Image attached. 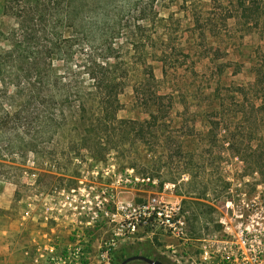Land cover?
<instances>
[{
  "label": "rangeland",
  "instance_id": "obj_1",
  "mask_svg": "<svg viewBox=\"0 0 264 264\" xmlns=\"http://www.w3.org/2000/svg\"><path fill=\"white\" fill-rule=\"evenodd\" d=\"M180 5L179 0H173L169 8L159 2L156 7L161 17L172 14L178 20L174 30L178 41L155 46L156 53L165 49L169 54L165 74L163 62L150 56L148 59L156 79V88L152 89L164 97L166 107L156 142L153 140L150 147L126 144L119 149L102 144L91 150L71 142L68 134L59 135L50 144L39 146L44 153H18L20 156L14 160L1 156L0 185L12 183L17 194L32 196L40 190L48 192L51 186L60 189L104 183L102 170L112 166L122 172L133 169L136 175L156 181L153 191L160 198L181 202L192 239H202L209 233L222 234L223 217L233 228L247 226L263 235L264 86L255 84L254 67L262 66L264 71V4L245 16L233 7L235 0H196V10L207 18L202 29L212 33L205 41L198 29L193 33L192 17ZM89 9L93 13L87 14L99 21L103 19V10L92 4ZM12 25L0 0V31L6 33ZM166 37L162 34L161 39ZM119 40L124 59L136 61L125 38ZM0 43L8 47L1 38ZM141 69L136 63L132 65L127 86L120 95L122 109L118 118L144 121L149 118L148 113L155 112V107L146 106V98L137 97L133 90L134 85L144 82ZM146 86L149 97L152 89ZM209 121L220 125L211 128ZM13 144L0 134V153L9 154ZM247 155H252L253 160L262 156L260 169L242 160L248 159ZM168 183L175 184L173 191L164 188ZM121 191L118 199L122 202L145 197L126 187ZM147 235L143 232L140 239L122 242L111 264L122 262L117 259L120 254L128 258L133 253L176 264L163 255L165 242ZM91 262H97L94 255ZM126 264L145 263L136 260Z\"/></svg>",
  "mask_w": 264,
  "mask_h": 264
},
{
  "label": "trees",
  "instance_id": "obj_2",
  "mask_svg": "<svg viewBox=\"0 0 264 264\" xmlns=\"http://www.w3.org/2000/svg\"><path fill=\"white\" fill-rule=\"evenodd\" d=\"M93 1L3 0L4 13L13 25L6 33L0 31V38L8 42L7 48L0 43V134L14 144L10 145L9 154L0 153V157L14 160L21 153H44L39 146L67 134L71 142L91 150L102 144L110 149L126 144L153 145L166 107L164 97L152 89L156 88V79L148 59L150 56L163 62L165 74L169 54L165 49L156 53L155 46L178 41L174 33L178 20L172 14L161 17L156 7L159 2L169 8L173 0ZM179 1V8L192 17L193 33L198 29L205 41L212 33L202 29L207 18L196 10V0ZM263 1L235 0L233 7L246 16L259 10ZM91 4L103 10L100 21L90 14ZM162 34L167 37L161 39ZM122 37L136 61L122 56L118 43ZM134 63L142 68L145 82L134 85V93L146 98V106L155 107V112L148 113L149 118L144 121L118 118L122 109L120 95ZM254 74L255 84L264 86L262 66H255ZM147 84L152 89L149 97ZM209 123L211 128L220 125L215 121ZM247 156L242 160L260 169L262 156L256 160ZM117 259L123 261L126 256L120 254Z\"/></svg>",
  "mask_w": 264,
  "mask_h": 264
},
{
  "label": "built area",
  "instance_id": "obj_3",
  "mask_svg": "<svg viewBox=\"0 0 264 264\" xmlns=\"http://www.w3.org/2000/svg\"><path fill=\"white\" fill-rule=\"evenodd\" d=\"M101 177L108 182L59 191V210L68 208L80 223H73L68 243L62 245L57 238L40 253L45 264H90L93 249L99 264H111L121 243L140 239L143 232L148 238L164 241L163 255L176 264H264V234L260 231L255 233L247 226L233 228L223 217L222 234L209 233L194 240L183 205L160 198L153 191L155 180L113 166L103 169ZM123 187L145 197L122 202L116 192ZM164 188L173 191L175 184ZM107 228L108 235L100 236Z\"/></svg>",
  "mask_w": 264,
  "mask_h": 264
},
{
  "label": "crops",
  "instance_id": "obj_4",
  "mask_svg": "<svg viewBox=\"0 0 264 264\" xmlns=\"http://www.w3.org/2000/svg\"><path fill=\"white\" fill-rule=\"evenodd\" d=\"M69 188L51 186L48 192L29 196L17 194L12 183L0 185V264H45L40 253L51 241L59 238L62 245L68 243L73 223L80 220L68 208L60 211L57 200L59 191ZM116 193L120 198L121 189ZM108 230L99 235L107 236Z\"/></svg>",
  "mask_w": 264,
  "mask_h": 264
},
{
  "label": "water",
  "instance_id": "obj_5",
  "mask_svg": "<svg viewBox=\"0 0 264 264\" xmlns=\"http://www.w3.org/2000/svg\"><path fill=\"white\" fill-rule=\"evenodd\" d=\"M136 260L142 261L145 264H164L159 259L149 258V257L144 256V255H133L131 257H128V258L124 259L120 264H126V263H128L130 261H136Z\"/></svg>",
  "mask_w": 264,
  "mask_h": 264
}]
</instances>
